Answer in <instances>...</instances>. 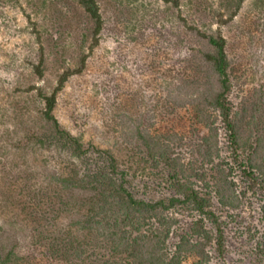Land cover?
I'll return each mask as SVG.
<instances>
[{
  "label": "rangeland",
  "instance_id": "374dc122",
  "mask_svg": "<svg viewBox=\"0 0 264 264\" xmlns=\"http://www.w3.org/2000/svg\"><path fill=\"white\" fill-rule=\"evenodd\" d=\"M96 2L102 18L98 44L82 72L58 92L54 115L85 145L108 149L135 196H167L161 171L150 168L142 136L157 135L185 161L199 158L198 143L208 129L179 86L192 76L186 66L196 44L184 35L179 9L164 0ZM221 2L192 0L189 20L215 28L212 12ZM63 3L69 5L66 13L60 10ZM35 25L45 46L42 76L33 69ZM85 26L73 0H0V254L12 251L25 264H65L48 258L44 244L84 216L96 197L89 187L63 188L54 180L81 171L84 161L101 164V159L89 153L81 163L49 140L52 129L42 118L36 89L50 92L62 69L86 52ZM221 31L231 62L228 97L236 109L264 90V3L244 0ZM213 126L222 158L225 131L218 119ZM253 200L233 212L235 219L219 213L230 264H257L252 239L261 221Z\"/></svg>",
  "mask_w": 264,
  "mask_h": 264
},
{
  "label": "trees",
  "instance_id": "16d2710c",
  "mask_svg": "<svg viewBox=\"0 0 264 264\" xmlns=\"http://www.w3.org/2000/svg\"><path fill=\"white\" fill-rule=\"evenodd\" d=\"M73 1L86 23V52L79 53L75 65L62 69L50 92L36 89L43 102L42 118L52 129L49 140L81 163L91 153L101 159V164L84 161L81 171L55 177L63 188L89 187L95 190L96 197L84 216L72 219L63 233L47 238L45 255L65 264H230L219 213L224 211L235 219L233 212L253 198L261 226L252 240L256 241V262L264 264V90L255 92L239 108L232 105L228 97L231 62L221 31L244 0H222L212 12L215 28L189 20L192 0H164L179 9L184 35L196 44L188 55L191 65L186 66L192 76L182 79L179 86L208 133L200 137L195 162L174 156L169 144L157 135L142 136L150 168L161 171L167 191V196L157 199L135 196L115 156L92 143L85 145L54 115L58 92L69 77L82 72L88 55L98 44L102 27L96 0ZM66 9L69 5L63 3L61 12ZM32 32L38 44L33 69L42 76L45 46L36 25ZM217 119L225 131L227 145V155L222 158L218 128L213 126ZM197 162L199 165L194 164ZM207 163L211 164L208 169L204 166ZM235 174L242 185L236 183ZM19 259L12 251L0 254V264H25Z\"/></svg>",
  "mask_w": 264,
  "mask_h": 264
}]
</instances>
